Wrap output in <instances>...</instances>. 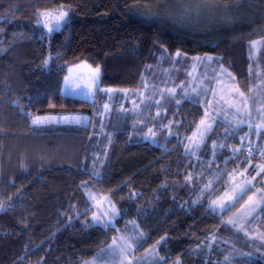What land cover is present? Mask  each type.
Returning <instances> with one entry per match:
<instances>
[{"label":"trees","instance_id":"trees-1","mask_svg":"<svg viewBox=\"0 0 264 264\" xmlns=\"http://www.w3.org/2000/svg\"><path fill=\"white\" fill-rule=\"evenodd\" d=\"M160 1L0 0V264H81L109 245L130 217L147 235L146 247L166 237L160 246L167 257L162 264L176 259L196 264L194 254L204 259L199 264H216L218 257L217 264L234 263L233 249H227L229 260L221 262L216 249L210 248L207 257L202 243L225 230L222 225L230 211L217 215L209 201L227 187L222 174L245 164L251 143L245 141L235 153L238 139L220 133L217 126L195 158L185 152L184 143L204 115L199 103H163L156 98L144 123L140 119L145 114L130 103L115 107L112 101L107 114L104 105L114 94L130 100L144 91L142 83L157 77L159 65L163 77L174 78V83L191 82L189 73L201 63L194 58L205 56L219 58L236 75L241 90L251 94L254 63L258 60L264 69V49L256 60L248 58L249 42L264 39V0H212L231 7L242 4L249 24L238 36L224 35L208 43L174 35L139 13L140 5ZM61 5L70 7V18L61 29L48 33L37 22L38 10ZM158 45L167 47L163 61ZM80 64L99 66L101 88L127 89V94L90 93L87 80L77 79L85 71L77 68ZM69 76L72 80L66 84ZM168 107V116L172 113L177 125L153 121L156 108ZM120 109L125 113L115 119L114 111ZM49 112L59 118L87 119L61 121L55 127L32 125L33 116ZM149 128L156 132L149 137L152 142L145 136ZM95 130L113 135L114 150L103 177L84 169ZM258 155L252 150L250 157ZM217 171L224 183L214 180ZM209 180L213 187L205 190ZM83 182L113 197L123 214L117 227L92 224L94 208ZM251 241L263 246L258 239Z\"/></svg>","mask_w":264,"mask_h":264},{"label":"rangeland","instance_id":"rangeland-1","mask_svg":"<svg viewBox=\"0 0 264 264\" xmlns=\"http://www.w3.org/2000/svg\"><path fill=\"white\" fill-rule=\"evenodd\" d=\"M138 10L140 14L155 21L157 24L161 25L167 31L173 33L174 35L185 37L194 43L216 42L217 37H221L224 35H228L230 37L238 36L240 33H242L245 29L248 28V24H249L248 23L249 18H247L248 11L242 6V4L236 7H231L227 4H221L219 2H215L212 0H161L157 4H153V5L151 4L145 6L140 5V9ZM69 18H70V13L68 20ZM39 25L43 27L42 24ZM62 27L63 25L61 26V28ZM45 30L48 32L46 28ZM158 46L159 48H162L158 52V55H160L159 58L160 59L162 58L163 61L165 56L164 49H167V47L165 45H158ZM263 49H264V45L257 46L256 49L250 47L248 58L252 61L256 60L259 57L260 54L259 51ZM200 62H201L200 64L195 65V67H193L191 70V75H189V81L191 82L185 83L186 81H183V84H181V82L174 83V78H169L166 76L163 77L162 74L165 71L160 72L159 69L163 70V68L162 65H159L160 68L156 72L157 77L156 78L151 77L150 79L147 80L145 79L144 84H147V87L146 88L143 87L144 91L142 92H136L135 96L133 98L131 97L132 101L131 99L128 100L126 98H122L121 96L115 94L113 96H109L110 98L108 99V103H107L109 108L107 111L105 110L106 112H104V114L108 113L111 107L110 102L112 101L114 102L115 107L123 106L125 105V103H130L129 107L135 106L137 112L140 109L142 113L145 114L144 118L140 119L141 123H144V121H148L146 120V115L150 113V102H154V99L156 98H160V102L162 101L163 103H168L174 100H181V101L187 100L193 103H199L203 108V111H205V108L207 107L206 102L209 100H213L212 108L209 109V111L212 112V115L216 116V123L213 125V131L216 129L217 126H219L220 133L221 132L231 133L234 140L238 139L240 144V145L239 144L234 145V148L241 149L245 141L251 143V147H252L251 149L254 152L258 153L259 155L258 157L256 156L254 158L249 157L246 159V161H250L251 164L253 165L264 163V156H261V152L264 151V145L260 146L261 144L259 143L262 136H264V129L260 130V136H257L255 134L256 133L255 126L258 124H264L263 65H261V62H259L258 60L254 63L251 75L256 76L253 78L254 80L256 79V82L255 84L252 83L251 85V89H252L251 94L245 93L246 96L249 98L248 111L245 112L242 110L241 112L237 113L235 109H229L227 108L226 105L223 104L217 105L210 91V89L212 88L219 89L220 85L217 84V80H223L225 83H231V79L227 75V73H231L232 76L235 77V82L238 84L236 75L229 68L223 65L219 58L216 60L214 59L203 60ZM223 69H227V73H224ZM173 87L176 88V96L170 97L167 94L166 90ZM193 88L197 89V92H193L192 91ZM185 92L188 93L190 99L185 98L184 96ZM141 93H143V95H141ZM170 108L173 109L174 106L173 107L170 106ZM170 108L168 107L165 110L163 108H156L154 113L155 116L152 117L153 121L170 120L169 122L173 123V125H177L178 124L176 122L177 119L174 118L172 113L168 116V114L170 113ZM127 111L129 113V111H132V109L131 108L127 109ZM121 112L125 113V109H120V113H118L116 110L114 111L115 119H119V117L121 116ZM46 116H53L59 120L58 115L51 112H49ZM237 121H244V123L237 125ZM171 123H169L168 125H163L164 127L163 126L160 127L158 131L168 128L171 125ZM59 124L60 122H57L44 126L55 127ZM249 125H252V127L250 128ZM225 129H228V131L226 132ZM195 130L193 132H195ZM240 131H244V133L241 134L239 133ZM193 132L188 137H191L193 135ZM212 132L208 135V137L204 140L203 143H199V144L198 142L197 143L190 142L187 139L188 137L185 136L186 138V142L184 143L185 152L190 156L198 158L202 154V151L206 146V142L207 140H209ZM94 134H93L94 136L91 137L89 143V147H88L89 153H88V158L85 159L84 169H87L89 171H95L96 176L103 177L106 170V166H105L106 160L110 158L114 150L113 149L114 145H112L113 135H111L107 131L102 132V130L99 132L95 130ZM149 137L150 136H148V138ZM241 138H244L243 141L241 140ZM133 139L134 137L132 136L130 142H132ZM152 139L153 138H149L148 140L152 142L154 141ZM158 143L160 144L161 142ZM162 145L164 144L162 143ZM212 147L213 149H215V145ZM244 168H248L247 163L243 164L237 170H243ZM258 170L259 169L248 168V174L255 175V172ZM219 175H220V171H217L216 176ZM262 181H264V176L262 177L261 175L260 177H257V180L254 183L256 184V186H261ZM225 184L227 187H230V185L227 183V177L225 180ZM88 189H92L97 194L109 195L111 201L119 209V207L117 206L116 202L114 201L113 197L110 194L99 191L96 188V186L91 185L90 183L86 184L84 189L87 198H88L87 195ZM220 195H223V193H221ZM218 196L214 197L213 199H217ZM213 199L209 201V208H210V203ZM247 199L248 197L247 195H245L243 199L239 200V202L234 203V206H230L226 208L224 211H220L219 209L213 211L211 208L210 210L213 213H216L217 215H223L224 213L230 211L228 215L224 218V221H227L231 217L233 219H236L239 223H245V214L241 212V209L242 206L247 201ZM89 202L92 205V202L90 200ZM95 211L96 209L94 208V212ZM122 215L123 214L120 211V215L114 221V227H117L118 219ZM253 217L255 218L247 217V222L245 223V229L249 233L248 236L251 239L241 238L239 234L231 231L228 227L230 226L236 229L238 232L245 233V231L239 230L234 225H229L227 223H224L222 226H224L225 230H218L216 233L210 235L205 241H203L202 246H204V251L206 253V256L208 257V251L210 248H212V249H216V251L220 254L221 262H226V260H229L230 257L234 262L233 264H251L252 262L254 263L259 261L264 262V255L261 254V252H264V247H263L264 242L258 239L261 242V244H263L262 246L251 241L252 238L257 239L255 238L257 235L264 233V211L258 210L256 213L253 214ZM131 221H135V226L132 223H130ZM95 225H99V224H95ZM109 227H113V226H109ZM123 227L124 228L119 230V233L116 237L124 235L135 240L139 238L140 232L145 233L141 229L138 221L132 217L127 218L126 223L124 224ZM224 236H226V238H222ZM146 241H147V235L145 234V239L144 241H142L143 247H139L135 251V255L137 257L143 256L146 250L151 249L152 246L155 244L154 243L153 245L146 247ZM110 244H112V241ZM107 246L102 249H106ZM160 246L161 245L158 246L157 251L159 252L160 256H163L160 250ZM257 248H260L261 252H257L256 251ZM227 249H233L234 252H233V256H230L228 257V259H225V256L227 255ZM101 250L96 254L95 257L103 255L101 253ZM243 253H252V255L247 256V255H243ZM194 257L196 264H199V261L204 263V259L201 258V256H199L198 254H194ZM108 258L116 261V264H119L117 257L111 256ZM166 258L167 257H165V260ZM165 260L156 259L149 261H139L137 262V264H162L164 263ZM215 261L217 264L219 262V257L216 258ZM206 262L207 260L205 261V263ZM179 264H184V263H182L181 260H179Z\"/></svg>","mask_w":264,"mask_h":264},{"label":"snow or ice","instance_id":"snow-or-ice-1","mask_svg":"<svg viewBox=\"0 0 264 264\" xmlns=\"http://www.w3.org/2000/svg\"><path fill=\"white\" fill-rule=\"evenodd\" d=\"M239 3V0H237ZM71 9L64 7L63 5L53 8V9H43L38 10V20L39 24H42L44 28L48 30L49 33L58 31L62 25L67 23L69 13ZM264 45V39L261 40H252L249 42V46L253 49H256L257 46ZM181 53L179 51L176 52V56L179 57ZM196 60H212L213 58L210 56L205 57H196ZM47 63V61H45ZM78 69L85 70L81 72L80 76L77 77L78 80H87V84L85 87L89 89L90 93H95L96 91L113 93L117 91H122L127 94V89H113V88H101L99 85L100 81V68L97 66L96 68H92L91 65L80 64L77 65ZM74 69H69V72H73ZM224 73H227V69H223ZM191 75V73H189ZM227 75L231 79V83H225L223 80H217V84L220 85L219 89L212 88L210 89L212 96L217 105L223 104L226 105L229 109H235L237 113L242 110L248 111V97L245 92L241 90L239 85L235 82V77L232 76L231 73H227ZM72 80V77H65V83L67 84ZM142 87H147V84L142 83ZM79 87V85H77ZM251 90V89H250ZM167 94L170 97L176 96V88L167 89ZM193 92H197V89L193 88ZM207 91V90H206ZM199 94V93H197ZM143 95V93H141ZM184 96L186 99H190L188 93L185 92ZM218 97V98H217ZM163 98V95H162ZM135 103V102H134ZM159 103V101H157ZM175 103L179 104L180 100H176ZM207 107L205 108L203 117L199 120L198 124H196V130L193 132L191 137L187 139L193 143H203L204 140L208 137V135L213 131V125L216 123V116L212 115V112L209 109L212 108L213 100H209L206 102ZM105 110L107 111L109 106L107 104L104 105ZM219 114V113H217ZM86 120L87 118L81 117H60L59 120L53 116H33L32 117V125L40 128L44 125H50L57 122H75L80 123L81 120ZM244 123V121H237V125ZM251 128L252 125H249ZM256 135L260 136V130L264 129V124H258L255 126ZM227 132L228 129H225ZM145 136L155 137L156 132H154L151 128L148 129V132L145 133ZM244 138H241L243 141ZM198 146V145H197ZM224 147V145H221ZM233 152H240V148H233ZM252 149H248V155L251 156ZM261 156H264V151L261 152ZM248 164V168L259 169L255 172V175L248 174V168H244L243 170L233 169L232 172L223 173L222 175L227 176V183L230 187L225 188L223 195L218 196L217 199H213L210 203V208L215 211L219 209L220 211H224L226 208L230 206H234V203L239 202V200L243 199L245 195H247L248 199L245 204L242 206L241 212L245 214V223L247 222V217H253V214L258 210L264 211V181H262L261 186H256L254 183L257 180V177H260L264 174V163L253 165L250 161H245ZM188 181L192 180V177L189 175L187 177ZM215 181L220 183H224L221 181L220 176L214 177ZM213 180H209L205 185V190L213 187ZM84 185L87 182H83ZM251 193V194H249ZM88 199L92 202V206L96 209L93 212L91 221L93 224H99L104 228H108L109 226L114 227V221L120 215V210L116 207V205L111 201L109 195L105 194H97L92 189L87 190ZM195 203V201H194ZM3 208V205L0 204V209ZM86 214V213H85ZM135 226V221H131ZM229 225L236 226L239 230L245 231V234L248 235L245 229V223H239L236 219L229 218L227 221H224ZM255 238L260 239L264 242V233L257 235ZM145 239V233L140 232L139 238L133 240L130 237L121 235L119 237L112 238V244L108 245L106 249H102L100 255L98 257L93 258L91 261H85L84 264H116V261L111 260L108 257L115 256L117 257L119 264H137L139 261H149V260H165L164 256H160L157 248L163 241L166 240V237H161L160 240L156 241V243L152 246L151 249L146 250L143 256L137 257L135 255V251L139 247H143L142 241ZM257 252H261L260 248L256 249ZM264 255V252H261ZM243 255L251 256L252 253H243ZM228 259V257H226ZM176 264H179V260H177Z\"/></svg>","mask_w":264,"mask_h":264},{"label":"crops","instance_id":"crops-1","mask_svg":"<svg viewBox=\"0 0 264 264\" xmlns=\"http://www.w3.org/2000/svg\"><path fill=\"white\" fill-rule=\"evenodd\" d=\"M264 176V174H262V177ZM249 234V233H248ZM254 235V234H253ZM177 260H180V259H176L174 262H172V263H170V264H176V262H177ZM88 261V260H87ZM81 264H84V262L83 263H81Z\"/></svg>","mask_w":264,"mask_h":264}]
</instances>
